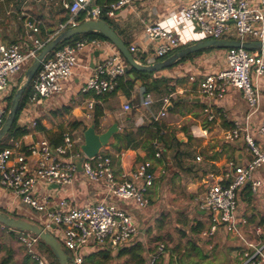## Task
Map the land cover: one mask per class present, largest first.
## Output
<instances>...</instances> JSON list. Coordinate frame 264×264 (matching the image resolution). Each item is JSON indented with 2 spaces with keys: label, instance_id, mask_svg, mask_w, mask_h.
<instances>
[{
  "label": "crops",
  "instance_id": "1",
  "mask_svg": "<svg viewBox=\"0 0 264 264\" xmlns=\"http://www.w3.org/2000/svg\"><path fill=\"white\" fill-rule=\"evenodd\" d=\"M70 1H2L0 3V46L16 44L23 53H27L33 47L24 27L27 18L33 19L39 25L40 32L37 38L43 42L47 41L67 21L69 13L64 3ZM190 1L135 0L117 12L114 18H109L110 26L124 43L130 46V49L132 47L138 49V52L134 53L137 62L144 65L156 63L159 59H154L152 55L158 42L151 43L146 39L145 34L150 24L160 23L169 28L181 42L179 50L206 40L199 28L195 24L186 22L182 16L183 10ZM249 1L252 5L258 2V0ZM15 18L18 24L11 23ZM223 40H239L234 26H231L229 35ZM100 43L101 48L90 47L78 55L74 76L65 84L62 94L50 98V102L44 100L30 103L24 109L19 124L28 126L30 134L17 141L10 140L8 144L10 146L15 143L19 144L22 153L27 157L30 168L34 169L39 158L37 155L29 154L28 149L40 141H51L56 135L70 133L76 142L77 149H81L84 143L83 132L95 125L96 104L103 109L99 132L108 130L114 124L118 125L119 133L136 132L140 127L159 122L166 126L164 141L167 145L159 147L161 153L159 159L150 157L141 147L135 150H119L120 146L115 139L117 134L101 151L111 157L116 177L120 182L133 172L137 164L145 161L152 162L156 181L148 196L149 205L146 209L140 210L132 202L109 196L106 183L88 182L82 170L80 171L81 166H79L72 185L59 186L41 183L35 195L39 200L49 199L54 206L61 201L68 202L72 207H83L106 201L132 216L137 227V234L126 246L115 250L108 246L90 244L81 251L83 259L95 253L99 248H107L114 258L110 264H134L127 255L121 257L120 252L129 251L135 245L141 244L145 250L146 264H178L181 261L182 264H202L204 262L205 264H221L222 262L218 263L213 258L208 261V252L221 244L220 233H223L243 243L241 250L233 249L230 254L228 246L229 260L228 258L226 260L228 264H233L230 260L233 255L236 264H241V254L247 249L245 240L253 241L255 239L254 228L259 225L264 226V186L256 195L253 194L251 188H247L250 187L249 184L239 193L237 215L240 220L241 237L227 232L221 226L213 238L203 237V232L210 227V221L209 212L203 210L202 205L211 183L232 182L234 167L231 164L246 165L252 158L244 138L227 139V134L236 125L245 127L248 123L257 144L264 148V138L258 134L264 121V77L260 81L259 110L247 121L250 109L240 92L228 89L223 99L214 101H209L198 93V83L203 77L217 74L227 66V50H212L204 53L177 67L157 72L153 79L146 81L149 84L161 78L170 80L169 83L162 84L161 88L165 86L173 88L174 91L171 93L173 97L170 102L173 106L169 110L167 107L170 104L167 105L168 114L162 117L163 99L169 94L162 93L164 89L160 92H150L154 104L145 108L141 104L144 95L142 81H138L141 85L136 84L130 99L122 92H117L112 96L105 95L97 101L92 93H83L82 90L97 64L109 54L117 51L107 42ZM219 55H223L225 59L221 67L215 64L216 57ZM191 77L195 78L194 82L190 80ZM16 80L17 77L14 78L9 88L0 94V111L7 94L12 87H16ZM91 100L95 102L93 111L88 108ZM135 102L137 106L134 105ZM128 103L133 107L129 113L124 110V106ZM209 105L216 117L211 123L207 121L204 113ZM64 110L68 111L63 117L61 111ZM68 120L82 123L85 129L82 127L69 132ZM37 121L44 126L47 132L34 129V123ZM182 135L185 136L181 138ZM76 136L79 137L76 138ZM263 168L257 170L254 177L264 182ZM23 207L28 208L11 191L0 186V209L14 212ZM42 219L45 220L46 216L42 215ZM51 232L61 240L58 228H52ZM22 236V232L14 230L6 235L0 233V264H35L31 254L21 242ZM192 237H199L201 244L193 241ZM160 242L166 243L168 248L174 252V256H171V252L162 253L158 260L152 263L158 253ZM34 248L47 264H50V261L41 253L40 244L38 243Z\"/></svg>",
  "mask_w": 264,
  "mask_h": 264
},
{
  "label": "built area",
  "instance_id": "2",
  "mask_svg": "<svg viewBox=\"0 0 264 264\" xmlns=\"http://www.w3.org/2000/svg\"><path fill=\"white\" fill-rule=\"evenodd\" d=\"M95 1L71 0L64 3L69 18L61 25L60 30L45 42L37 38L40 32L39 25L33 19L27 18L24 27L33 47L27 53H23L16 44L0 46V94L9 88L15 77L25 72L26 65L37 58L50 40L61 32L81 25L82 23L78 21L81 14H85L84 22L102 20L101 8L92 6ZM132 1L135 0H119L109 5L105 16L114 18L117 12L129 6ZM182 16L186 22L195 24L206 40L226 39L231 26H234L239 40L246 41L251 38V41L264 44V0H258L256 5H252L249 0H191L183 10ZM145 34L146 39L151 43L158 42L152 55L154 59H163L178 51L181 46L179 38L163 24H150ZM101 46L98 40L83 39L59 49L52 58L46 59L34 83L31 103L62 94L65 84L74 76L78 55L87 48H101ZM130 51L134 54L138 52V49L132 47ZM226 64V68L219 73L207 75L199 81L198 93L207 100L214 101L223 99L228 89L240 92L250 109L247 118L249 121L260 107V81L264 77V49L259 51H249L244 48L228 49ZM128 70L129 66L119 52L109 54L97 64L82 91L93 93L95 96L112 93L118 79L126 77ZM190 80L194 82L195 78L191 77ZM172 97L169 95L163 99L162 117L168 114L166 107L170 104ZM94 103V100H91L88 104V108L92 111ZM141 104L145 108L151 107L154 104L152 95L144 92ZM132 109L129 103L124 106L125 112H130ZM204 113L208 122L215 121L216 117L211 105L205 109ZM5 115V111H0V125L3 124ZM258 134L264 138V121ZM239 137L244 138L252 158L246 165L231 164L234 167V177L230 184L222 182L210 184L202 205V209L209 212L210 227L202 234L207 239L213 238L219 232L220 225L217 217L219 212H221L224 229L241 237L240 220L237 215L239 193L247 184L255 195L264 186L262 180L254 177L257 170L264 166V148L257 144L248 123L245 127L236 125L227 134L228 140ZM28 153L37 155L39 158L34 169L30 168L19 144L15 143L0 151V186L11 191L23 205L35 213L45 215V229L60 230L61 240H58L75 264H83L81 251L90 244L118 250L126 246L137 234V227L132 216L109 202L72 207L68 202L61 201L54 206L49 199L39 200L35 192L41 183L72 185L81 166L88 182H105L109 196L132 202L138 209L144 210L149 205L148 196L156 181L152 162L145 161L137 164L133 172L120 182L116 177L111 157L103 153L94 158L86 157L81 149H77L76 142L70 133L65 135L63 144L58 147H53L48 140H43L30 147ZM160 157L161 153L158 151L155 158ZM5 228L1 225L2 230ZM254 235L253 241L245 240L247 249L241 254V264H264V226H256ZM39 241L38 237L30 233H23L21 238V242L31 254L35 264H47L46 260L35 251L34 247ZM164 252L165 245L160 244L152 263Z\"/></svg>",
  "mask_w": 264,
  "mask_h": 264
},
{
  "label": "water",
  "instance_id": "3",
  "mask_svg": "<svg viewBox=\"0 0 264 264\" xmlns=\"http://www.w3.org/2000/svg\"><path fill=\"white\" fill-rule=\"evenodd\" d=\"M90 33H97L104 36L123 56V58L129 64L130 69H134L142 73H157L170 69L179 61L184 60L191 54L205 50H228L232 48H244L249 51H259L264 49V44L256 41L209 39L196 42L192 45L182 48L165 60L149 65H144L136 61L134 54L130 51L128 46L106 21H86L76 28L66 30L55 36L52 40H50V42H48V44H46L37 58L34 59L30 66L26 69L23 84L16 91L6 120L0 127V142H2L11 131L19 112L21 99L26 89L35 79L42 64L45 62L48 56L56 51L66 41L76 36L86 35ZM130 77L134 78L133 75H130ZM137 84L141 85L140 82H137ZM172 106L173 105L170 104L167 109L170 110ZM118 133L119 127L117 124L112 125L108 130L104 132H99L96 129L95 125H92L83 132L84 143L81 146V151L86 157L94 158L98 156L101 151L109 145L110 140ZM217 217L219 225L221 227H224V224L221 220V212L218 213ZM0 224L10 230L19 231L22 233H30L38 237L52 250L59 264H75V261L66 252L63 244L58 240V238H56L51 231L45 229L44 227L35 223H31L24 219L13 217L1 210Z\"/></svg>",
  "mask_w": 264,
  "mask_h": 264
},
{
  "label": "trees",
  "instance_id": "4",
  "mask_svg": "<svg viewBox=\"0 0 264 264\" xmlns=\"http://www.w3.org/2000/svg\"><path fill=\"white\" fill-rule=\"evenodd\" d=\"M2 1H14V0H0V3ZM117 1H119V0H96L92 4V6L100 7L102 12H103L101 19L106 21L109 25H111L109 18H107L105 16V13L107 11L106 8L109 5H111ZM68 18H69V16L67 17L66 20H68ZM78 21L80 23H83L85 21V14L84 13L80 15ZM83 39L98 40L100 42L110 43V41L107 40L101 34L90 33V34H86V35L76 36V37L66 41L57 50L62 49V48L69 46V45H73L77 41H80ZM126 45L130 49V46L128 44H126ZM210 51H212V50H205V51H201V52L191 54L190 56H188L184 60L179 61L172 68L177 67L178 65L185 63L187 61L193 60L194 58L199 57L202 54L210 52ZM174 53H172V54H174ZM172 54L166 56L163 59H159L158 61L165 60L168 57H170ZM54 55H55V52L50 54L47 59L52 58ZM121 57H123V56L121 55ZM143 63L146 64L145 61H143ZM172 68H170V69H172ZM155 74L156 73H142V72H139V71L134 70V69H129L126 77L118 79L117 86L115 87V90L112 93H109L106 95L112 96V95L116 94L117 92H122L128 99H130L133 95L135 86H136L138 81H142V88L144 89L145 93L160 92L162 89H164V91L162 93L171 94L174 90L170 86H165L164 88H161L162 84H166V83L170 82V80L167 78H161V79L153 80V82L149 83V84H148V82H146L147 80L153 79V76ZM130 75H133L134 78H131ZM37 76H38V74L36 75L33 82L30 84V86L26 89V91H25V93L21 99L19 112H18V115L16 117L15 123H14L11 131L9 132V134L6 136V138L2 142H0V151H2L5 148L11 147L8 144V142L10 140L17 141V140H20V139H22V138H24L30 134V128H28V126H21L19 124V120H20V116L22 115V112L24 111V109L31 103V99L34 95V83L37 79ZM15 93H16V90H14V92L7 99V101H8L7 113L9 112V109H10V106L12 104ZM103 96H105V95H103ZM103 96H95L93 94V97L95 99H97V101H99ZM95 110H96V112H95V117H94V124H95L96 129L98 130L100 128V125H101L100 119L103 117V112H102L103 109L101 108V106H99V104H96ZM6 117H7V114L5 115L4 122L6 120ZM35 123H36V126L34 129H36L40 132H47V130L44 128V126L39 121H37ZM1 126L2 125H0V127ZM71 127L74 131H76L82 127L85 129V126L80 122H74L71 125ZM66 134H68V133H61L59 135H56L55 139H51V141H49V142L51 143V145L53 147H58V146L63 144ZM165 135H166V126L160 124L159 122H153L152 124H150L147 127H140L136 132L123 131L122 133H118L115 136V139H116L118 145L120 146L119 150H129V149L135 150V149H139L141 147L142 149H144L148 153V155L150 157L155 158L156 153H158V151H159L158 147L161 145L167 146L166 142L164 141ZM165 149H167V148H165ZM230 183L231 182H228L227 184H230ZM247 188L250 189L251 187L248 186ZM0 210L10 214L13 217L18 218L15 213H9L8 211L3 210V209H0ZM41 226L44 227L43 225H41ZM39 244H40L41 253L50 261V264H59L58 260L54 256L52 250L41 240L39 241ZM165 250H166V247H165ZM173 253H174L173 251H171V253H170L172 257L174 256ZM125 255L130 257L134 264H146L145 250L141 244L135 245L129 251L124 250V251L120 252L121 257H123ZM113 259L114 258L112 256L110 250H108L107 248H99L95 253L90 254L84 258V264H110L113 261ZM178 264H182V261L178 262Z\"/></svg>",
  "mask_w": 264,
  "mask_h": 264
},
{
  "label": "rangeland",
  "instance_id": "5",
  "mask_svg": "<svg viewBox=\"0 0 264 264\" xmlns=\"http://www.w3.org/2000/svg\"><path fill=\"white\" fill-rule=\"evenodd\" d=\"M15 22L16 24H18V20L17 18L13 19V21L11 23ZM249 41H251L252 39L251 38H248ZM111 44V43H109ZM112 45V44H111ZM58 50L54 51L55 53L57 52ZM124 59V58H123ZM125 60V59H124ZM126 62V61H125ZM224 62H225V59H224V56L223 55H219L216 57V60H215V64L217 65H220L223 66L224 65ZM127 63V62H126ZM127 65L129 66V64L127 63ZM30 66V64H27L26 67H25V72L21 73L20 75L17 76V80H16V87H12L11 90L9 91V93L7 94L6 98L9 97L13 92L14 90H18V88L23 84V81H24V76H25V73H26V69ZM129 69H130V66H129ZM168 70V69H167ZM177 76V75H176ZM16 94V93H15ZM171 95V94H169ZM168 95V96H169ZM5 98L4 102H3V105L1 106V111H5L6 114L8 115L7 113V108H8V101L7 99ZM45 102H50V99L46 100ZM135 106H137V102L134 103ZM66 111L68 110H64V111H61L62 113V116L64 117V114L66 113ZM129 113V112H127ZM69 114V113H68ZM67 114V115H68ZM74 123V121H69L68 120V126H69V132H73L74 130L72 129L71 125ZM183 136L185 135H182L181 138H183ZM79 136H76V138H78ZM264 167V166H263ZM261 169V168H260ZM264 169V168H263ZM262 169V170H263ZM261 170V171H262ZM7 211V210H6ZM9 213H15L17 215L18 218L20 219H24L26 221H29L31 223H35V224H38V225H43L44 226V221L42 219V215L41 214H37V213H34L32 212L31 210H29L28 208L26 207H23L22 209H19V210H16L14 212H9ZM43 223V224H42ZM9 229L5 228L4 230L1 229V225H0V233H3V235H6L8 232ZM15 231V230H14ZM19 232V231H17ZM220 238H221V241H220V245L217 247V248H214V250H210L208 252V255H209V259L208 261H211V259H215L216 262H222L221 264H228L227 263V258L229 260V257H227V250H228V246H229V254H230V251L231 250H238L243 247V243L237 241L236 239H234L233 237L231 238V236L229 235H225L223 233H220ZM192 240L195 241V242H198L201 244L200 242V238L199 237H192ZM208 242V241H207ZM209 243V242H208ZM160 244H164L165 247H166V250L164 253H170L172 249L168 248V246L166 245V243L164 242H160ZM226 247V248H225ZM241 250V249H240ZM180 255V254H179ZM179 258V257H177ZM225 260V261H224ZM230 260L232 261L233 264H236V261H235V258L234 256L232 255V257H230ZM201 263V262H200ZM229 263H231L229 261ZM202 264H205L202 263Z\"/></svg>",
  "mask_w": 264,
  "mask_h": 264
}]
</instances>
